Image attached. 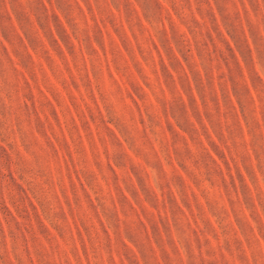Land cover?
Listing matches in <instances>:
<instances>
[{"label": "rangeland", "instance_id": "rangeland-1", "mask_svg": "<svg viewBox=\"0 0 264 264\" xmlns=\"http://www.w3.org/2000/svg\"><path fill=\"white\" fill-rule=\"evenodd\" d=\"M0 264H264V0H0Z\"/></svg>", "mask_w": 264, "mask_h": 264}]
</instances>
